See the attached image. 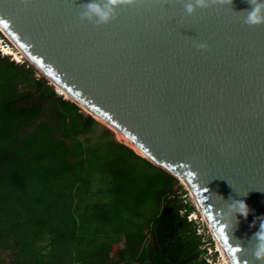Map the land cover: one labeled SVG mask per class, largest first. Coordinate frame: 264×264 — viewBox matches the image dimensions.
Segmentation results:
<instances>
[{
	"label": "water",
	"instance_id": "obj_1",
	"mask_svg": "<svg viewBox=\"0 0 264 264\" xmlns=\"http://www.w3.org/2000/svg\"><path fill=\"white\" fill-rule=\"evenodd\" d=\"M89 2L0 0V27L57 94L188 180L231 261L260 264L249 241L264 219V24L244 23L248 0L191 17L188 0H139L96 26L80 19ZM232 201L249 209L233 229Z\"/></svg>",
	"mask_w": 264,
	"mask_h": 264
},
{
	"label": "trees",
	"instance_id": "obj_2",
	"mask_svg": "<svg viewBox=\"0 0 264 264\" xmlns=\"http://www.w3.org/2000/svg\"><path fill=\"white\" fill-rule=\"evenodd\" d=\"M35 73L26 61L0 55V264H45L44 254L53 248L59 249L50 263L65 264L84 230L83 195L101 186H113L117 203L127 195L131 203L174 207L171 218L158 214L144 233L127 234L124 252L134 239L133 254L127 260L116 254L114 264H206L201 236L187 221L196 210L182 201L186 192L179 181ZM51 224L61 226L53 237L36 233Z\"/></svg>",
	"mask_w": 264,
	"mask_h": 264
},
{
	"label": "rangeland",
	"instance_id": "obj_3",
	"mask_svg": "<svg viewBox=\"0 0 264 264\" xmlns=\"http://www.w3.org/2000/svg\"><path fill=\"white\" fill-rule=\"evenodd\" d=\"M8 46L14 49L6 37L3 36V39L0 37V51H2L3 47ZM12 58H10L11 61L14 60ZM24 61L26 60H22V62ZM35 76L38 78L42 77L38 71H36ZM182 189L186 192L185 195H180L182 201L193 206L183 186ZM112 191L113 186L110 189L101 186L95 193L88 196L83 195L82 203L87 204L85 209H83L85 212L82 215L84 230L83 232L81 231L78 241L74 243L76 244V253L70 254V257L68 254L67 258H65V264L68 263L69 259H76L81 264H114L118 262V256L121 253L123 254L122 259L127 260L128 255L133 254L132 245L135 241L131 238L130 246H128L129 250L124 252L127 245V234L132 237L138 234V232L144 233L151 219L161 213L162 203H131L127 195H124L121 202L117 203L115 196L112 195ZM188 217L191 218V221H194L195 233L200 235L201 239L204 240L201 249H204L206 252L204 255L206 259L205 263L222 264L220 255L215 252V243L204 223L200 219H192V215ZM52 223L56 222L53 221ZM60 227L59 224H51L46 228H42V230H37L36 233H39L43 237H53ZM188 227L190 228V226ZM66 248H70V244ZM58 249L53 248L51 252L44 254L43 259L45 264H51L50 254L56 252ZM116 254L119 255L117 256Z\"/></svg>",
	"mask_w": 264,
	"mask_h": 264
},
{
	"label": "clouds",
	"instance_id": "obj_4",
	"mask_svg": "<svg viewBox=\"0 0 264 264\" xmlns=\"http://www.w3.org/2000/svg\"><path fill=\"white\" fill-rule=\"evenodd\" d=\"M22 2L25 3L27 0H22ZM178 2H182V0H178ZM138 3L139 0H91V2L87 4L80 5L82 8L80 19L81 21L93 23L96 26L107 25L116 19L118 9L135 6ZM248 3L250 8L245 12L244 23L248 26L264 24V2H261V0H248ZM225 4L231 6L233 0H188L183 6L186 15L191 17L196 13L197 9L204 10ZM197 47L206 49L207 45L198 44ZM0 54L12 58L10 55ZM248 214L249 209L246 203L243 201H232L231 203H227V211L223 215L232 221L233 229L235 218L237 216H243L247 219ZM253 240L255 241L254 244L252 243ZM249 244L251 245V253L254 260L260 262V264H264V219L260 221L259 231L254 234ZM241 248L244 247L238 243L235 251H239ZM232 264H236L235 256L232 258Z\"/></svg>",
	"mask_w": 264,
	"mask_h": 264
},
{
	"label": "bare ground",
	"instance_id": "obj_5",
	"mask_svg": "<svg viewBox=\"0 0 264 264\" xmlns=\"http://www.w3.org/2000/svg\"><path fill=\"white\" fill-rule=\"evenodd\" d=\"M0 32L10 41V43L13 45L14 49H11L9 46L8 47H3L2 51L4 53V55H10L13 57L14 61L21 63L22 60H26L27 58L25 57V53L22 51V49L18 46L17 43H15V41L8 35V33L6 31H4L1 27H0ZM27 61V60H26ZM58 94L63 96L65 99L69 100V101H74L76 102L81 108H84L89 114H91L96 121H98L100 124L109 127L111 129H113L112 127L106 125L102 120L98 117V115H96L93 111L89 110L88 108H86L85 106L81 105L80 103H78L77 101H75L74 99H72L65 91L62 90H58ZM116 139L121 142L124 143L125 145H127V147H130V149H133L138 155L147 157L148 155H146V153H144V151H142V149H140L138 146H136L135 144H133L131 141H129L126 137H124L123 135H121L118 131L114 130L113 131ZM152 162L153 159H150ZM179 181L181 183V185L184 187V189L187 191L188 193V197L191 200L193 206L195 207L196 211L195 213H191L192 215V219H200V221H202L204 223V225L206 226V228L209 231V234L211 235L213 242L215 243V249L216 252L220 255V261L222 264H232L231 259L229 258L227 252L225 251L223 245L221 244L219 238L217 237L216 233L214 232L205 212L203 211L191 185L189 184L188 180L184 177H180ZM199 214V215H198Z\"/></svg>",
	"mask_w": 264,
	"mask_h": 264
},
{
	"label": "flooded vegetation",
	"instance_id": "obj_6",
	"mask_svg": "<svg viewBox=\"0 0 264 264\" xmlns=\"http://www.w3.org/2000/svg\"><path fill=\"white\" fill-rule=\"evenodd\" d=\"M165 207H167V208H171L172 209V212L171 213H169L171 216H170V218L172 217V214H174V207L173 206H171L169 203H164V204H162V206H161V213L160 214H162V210H163V208H165ZM179 216H181V215H179ZM169 217V216H168ZM151 241V238L148 236L147 237V239L145 240V242H144V246L145 247H147L148 245H149V242ZM201 241H202V243L204 244V240H202L201 239ZM203 246V245H202ZM201 248V247H200ZM202 251H203V253L200 255V258H204V255L206 254V252L204 251V249H201Z\"/></svg>",
	"mask_w": 264,
	"mask_h": 264
},
{
	"label": "built area",
	"instance_id": "obj_7",
	"mask_svg": "<svg viewBox=\"0 0 264 264\" xmlns=\"http://www.w3.org/2000/svg\"><path fill=\"white\" fill-rule=\"evenodd\" d=\"M0 53H3V52H2V51H0ZM189 216H190V215H189ZM187 218H189V219H188V221H191V218H190V217H187Z\"/></svg>",
	"mask_w": 264,
	"mask_h": 264
},
{
	"label": "crops",
	"instance_id": "obj_8",
	"mask_svg": "<svg viewBox=\"0 0 264 264\" xmlns=\"http://www.w3.org/2000/svg\"><path fill=\"white\" fill-rule=\"evenodd\" d=\"M80 263V262H79ZM78 264V263H77Z\"/></svg>",
	"mask_w": 264,
	"mask_h": 264
}]
</instances>
